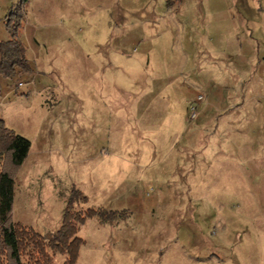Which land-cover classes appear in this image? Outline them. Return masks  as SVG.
<instances>
[{
    "label": "rangeland",
    "instance_id": "rangeland-1",
    "mask_svg": "<svg viewBox=\"0 0 264 264\" xmlns=\"http://www.w3.org/2000/svg\"><path fill=\"white\" fill-rule=\"evenodd\" d=\"M26 11L0 70V119L32 142L15 221L56 231L76 188L101 211L77 264H264V0Z\"/></svg>",
    "mask_w": 264,
    "mask_h": 264
},
{
    "label": "trees",
    "instance_id": "trees-1",
    "mask_svg": "<svg viewBox=\"0 0 264 264\" xmlns=\"http://www.w3.org/2000/svg\"><path fill=\"white\" fill-rule=\"evenodd\" d=\"M29 0H13L5 16L6 29L11 38L0 40V70L22 63L25 47L21 38L23 21ZM32 142L9 128L0 119V264H54L53 255H67L63 264H77L83 239L78 236L79 226L100 210L83 212L76 206L87 198L79 189H72L63 213L60 227L41 234L32 227L14 219L16 178L27 159Z\"/></svg>",
    "mask_w": 264,
    "mask_h": 264
},
{
    "label": "crops",
    "instance_id": "crops-1",
    "mask_svg": "<svg viewBox=\"0 0 264 264\" xmlns=\"http://www.w3.org/2000/svg\"><path fill=\"white\" fill-rule=\"evenodd\" d=\"M13 3V0H0V32L1 34H5L7 33V35L9 36V33L6 29V25H5V16L7 15V13L10 10V7ZM10 37V36H9ZM3 41H7L5 40V38L1 39ZM66 261V259L62 262V264Z\"/></svg>",
    "mask_w": 264,
    "mask_h": 264
},
{
    "label": "built area",
    "instance_id": "built-area-1",
    "mask_svg": "<svg viewBox=\"0 0 264 264\" xmlns=\"http://www.w3.org/2000/svg\"><path fill=\"white\" fill-rule=\"evenodd\" d=\"M20 85H22V83H20ZM203 99V95H199L198 96V101H201ZM196 116V112H195V108H194V111H193V114H192V117H195Z\"/></svg>",
    "mask_w": 264,
    "mask_h": 264
}]
</instances>
